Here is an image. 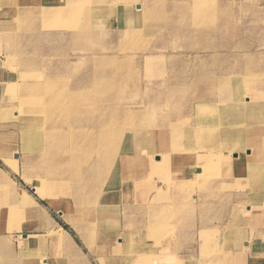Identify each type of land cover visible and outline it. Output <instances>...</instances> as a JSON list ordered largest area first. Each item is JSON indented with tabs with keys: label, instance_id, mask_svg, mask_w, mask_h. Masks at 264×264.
I'll use <instances>...</instances> for the list:
<instances>
[{
	"label": "rangeland",
	"instance_id": "1",
	"mask_svg": "<svg viewBox=\"0 0 264 264\" xmlns=\"http://www.w3.org/2000/svg\"><path fill=\"white\" fill-rule=\"evenodd\" d=\"M29 1L0 0V137L6 143L0 149V223L6 228L16 225L3 229L6 246L0 249L1 264L4 258L10 264L9 254L22 246L20 233H34L21 226L30 220L45 222V218L58 223L51 224L52 234L66 237L81 257L61 248L64 240L53 241L46 229L49 224H43L38 229L46 232L52 247L60 246L55 253H45L43 241L45 248L37 254L39 260L45 259L43 264H110L100 260L94 245L90 251L85 238L34 192V179L23 172L38 158L26 144L30 126L24 129L22 118L44 128L40 133L43 143L48 140L46 135L63 136L72 127L84 126L76 132L84 133L82 149L91 151L98 139L87 137L89 128L97 124L108 133L122 128L140 134L146 130L138 126L151 124V109L158 116L152 123L156 127L174 121L197 126V104L203 103L202 96L210 95L212 85L224 75L229 74L227 85L236 95L241 91L264 93V74H257L264 73V0ZM114 70L123 72L119 85L110 77ZM94 77L107 79L103 96L100 86L90 85ZM237 86L243 89H234ZM222 95L219 99L226 100ZM113 97L110 102L108 98ZM221 100H213L206 107L211 112L203 114L210 129L225 126L264 134V99H241L239 109L229 105L231 98ZM114 119L123 123L113 125ZM154 133L167 134L165 130ZM64 142L50 150L68 154ZM150 151L133 153L132 163L125 170L117 166L109 178L114 175L115 182L122 175L134 178V185L119 190L118 198L139 207L151 204L146 213L152 216L150 222L154 218L163 222L159 242L164 248L119 249L110 254L112 264H245V253L251 248L263 254L258 261L264 264V168L258 164L240 167L235 179L218 186L207 180L187 190L179 177L171 179L156 164L159 160L149 169V160L154 162V156L146 158ZM257 153L264 162V150ZM196 170L187 173L198 175ZM161 184H168L169 189L158 190L153 200L147 198ZM150 186L154 189L147 193ZM23 194L33 199L24 207H35L42 215L26 212L12 198ZM116 237L115 243L123 240L120 234Z\"/></svg>",
	"mask_w": 264,
	"mask_h": 264
},
{
	"label": "bare ground",
	"instance_id": "2",
	"mask_svg": "<svg viewBox=\"0 0 264 264\" xmlns=\"http://www.w3.org/2000/svg\"><path fill=\"white\" fill-rule=\"evenodd\" d=\"M31 1L39 0H30L29 2ZM73 1L75 0H67L66 2L70 3ZM74 9L76 10L77 8ZM75 10H70V12ZM39 15L40 13L38 12L36 16ZM122 74L123 72L120 70L111 72L110 77L113 76L112 82L115 81L118 85L121 84ZM257 74L264 73L257 72ZM227 75H224L221 81L218 80L216 86L212 85L210 95L204 94L205 96H202L204 97L202 99L203 103L197 104V126L177 124L174 121L172 125H167V127H156L152 123L158 116L151 109V124L148 126L144 125L142 128L138 126V129L146 130L140 134H132L122 128L120 130L113 128L112 132L108 133L102 130L103 125L98 126L97 124L95 127L89 128L90 131H88L87 137L90 140L98 139L96 149L93 151L82 149L81 140L84 137V133H78L76 129H83L85 128L84 126L72 127L63 136L46 135L48 140L43 143L40 133L44 128L40 127L38 123L37 125L33 122L31 124L26 118H22L23 128L27 129L30 126L25 133L26 144L32 148L29 151L33 152L34 156L38 158V161L29 162L28 170L23 173L28 178L34 179V181H31L34 192L40 194V196L42 195L50 205L57 209L61 217L65 218L70 228L79 232L78 234L85 238L89 250H94L90 245L95 246L94 251L101 255L100 260L112 264V261H110L112 255L110 254H114L119 249L124 248H148L161 251L164 246L159 242L162 237V234L159 233H161L163 222L158 218H154L150 222L152 216L146 213V208H149L148 211H150L151 204L139 207L141 204H136L133 201H120L118 198L119 190L122 188L128 190L130 186L134 185V178H126L122 175L120 181L115 182L114 175L109 178L111 177L110 174H112L111 171H115L117 166L125 170L132 163L133 153L140 150H151L146 158L154 156V162L148 159L149 169H153L155 161L159 160L156 164L163 167L166 173L171 176V179H174V175L179 177L187 190L194 188L195 183H202L207 180H212L214 185L218 186L221 181L226 182L227 180L235 179V176L238 175L236 170H239L240 167L258 164V167L263 169L264 162H260L262 154H255V152L264 150L262 148L264 134H260V131L253 133V130L234 129L225 126L210 129L206 125V116L203 114L211 112L206 107H209L208 104L212 103L213 100L220 101L219 96L222 94H224L226 100L229 99L230 101L231 98L232 103L229 102V105L237 109H239L238 106L243 104L240 103L241 99H247L250 102L264 99V93L260 91H241L243 89L241 86L234 88L241 91L236 95L227 85L229 79H231L230 77L227 78ZM102 77L99 79L94 77L90 80V85L95 86L96 89L100 86L99 93L101 96L104 95L102 89L107 83V79L105 81ZM256 80L258 79L254 78L252 81ZM262 80L264 81V77ZM80 85L81 83L78 82L77 86L79 87ZM224 97L222 95V99ZM168 99L169 97L166 98L167 101ZM224 99L221 101H226ZM108 100L112 102L114 97L108 98ZM110 115L113 116L114 114ZM126 120L129 119L127 118ZM116 122L117 124L118 122L122 124L123 120L117 121L114 119L113 125H116ZM130 126H132V123ZM164 130L167 133L165 135L154 133ZM183 131H187L190 134L183 135L180 133ZM62 140H65L62 147L68 148V154H61V150H50V147H54L55 144L58 145ZM195 141L197 144L193 145ZM4 144L6 143H3V138L0 137V149ZM165 150L168 152V156H162ZM172 162L175 163L174 166H172ZM83 164H85L84 167L82 166ZM194 168L197 169V173L199 172L198 175H189L190 173L187 172L192 171ZM141 189L142 187H139V190ZM153 189L154 186H150L146 191L147 193L152 192ZM165 189H169V185L161 184L156 188V192L147 198L153 200L154 197L156 198L159 195L158 190ZM178 197L183 198L180 193ZM12 198L26 212H31L33 213L32 215H42L35 207L30 209L24 207L29 202L33 203L30 195L23 194L21 198L13 195ZM119 202L122 204L120 205ZM134 213H138L137 215L135 214L137 216L136 220L132 217ZM46 229L52 234L53 226L51 224ZM119 234L123 237V240L115 243L114 237L119 236ZM52 237L53 241L61 242L64 240L68 248L72 249V245L66 237L55 236L54 234H52Z\"/></svg>",
	"mask_w": 264,
	"mask_h": 264
},
{
	"label": "crops",
	"instance_id": "3",
	"mask_svg": "<svg viewBox=\"0 0 264 264\" xmlns=\"http://www.w3.org/2000/svg\"><path fill=\"white\" fill-rule=\"evenodd\" d=\"M43 211L45 213V208H44ZM45 216H46V214H45ZM31 221H33V220H30V222H28V223L26 222V224H25L26 226H21V228L22 227L23 228H29L34 233H32V234H30L28 232H22V233H20V236L22 237V243L21 244H22L23 247L20 246V248H19V250L17 252H11L9 254L11 256L9 258L10 264H14V263H17V262L19 264V263H22L24 261H25V264H40L39 263L40 260L42 261V264H43V262L45 261V259L43 257H41V259L39 260L37 254L40 253V252H43L42 250L45 247H46L45 248L46 251L44 250L45 253H47L48 251H50V253H55L54 251H57L56 249L58 247H60V246L52 247V245L50 244V241L48 240V236H47L46 232L44 230H42V229H38V227H40V226H44V225H48V224L49 225L50 224L55 225V224H58V223L49 222L47 218H45V222H40V221H38V219L34 220L35 222L38 221L39 222L38 224H35V222H31ZM0 224H1L0 225V249H2V248H4V245L6 246V243L4 242V240H5V238H4L5 234L3 233V232H6V231H4L3 229H8L9 230V229L15 228L16 225H14V226H12L10 228H6L5 223H0ZM30 225L33 226V227H28ZM67 232L70 234L69 231H67ZM39 235L40 236H43V237H41L39 239V237H40ZM71 237H72V235H71ZM43 241L46 242L45 243V247H44ZM73 241H74V246H75L76 244H75L74 238H73ZM249 245H251V244H249ZM250 247L251 246H248V248H250ZM61 248H67L69 250H72L73 252H75L76 255H78V256L81 257V255L77 251L76 246H75V250L66 247L65 244L64 245H61ZM253 249L254 248H251V250H249L248 252H246L247 255L245 253V256H246L245 264H260L258 260H259V256H260L261 253L258 252V251H254ZM261 255L263 256V254H261ZM35 260L37 261V263H35ZM6 263H7V260H6V258H4L3 264H6ZM0 264H1V258H0Z\"/></svg>",
	"mask_w": 264,
	"mask_h": 264
}]
</instances>
